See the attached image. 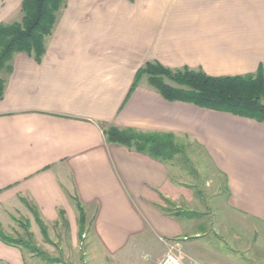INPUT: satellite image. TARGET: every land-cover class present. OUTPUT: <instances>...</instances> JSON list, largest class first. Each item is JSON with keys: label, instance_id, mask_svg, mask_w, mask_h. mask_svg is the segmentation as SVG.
<instances>
[{"label": "crops", "instance_id": "obj_1", "mask_svg": "<svg viewBox=\"0 0 264 264\" xmlns=\"http://www.w3.org/2000/svg\"><path fill=\"white\" fill-rule=\"evenodd\" d=\"M21 3L0 0V23L19 21L10 18ZM149 61L214 76L255 73L264 67V0H67L42 60L16 53L4 74L0 211L31 204L45 221L60 209L71 221L68 193H76L92 215L97 264H158L165 241H179L188 264H228L194 240H234L235 215L242 230L247 216L264 220V123L168 100L146 76L131 91ZM109 124L203 146L223 175L225 193L213 198L219 216L175 215L194 192L167 162L107 142ZM0 264H27L25 253L0 239Z\"/></svg>", "mask_w": 264, "mask_h": 264}, {"label": "trees", "instance_id": "obj_2", "mask_svg": "<svg viewBox=\"0 0 264 264\" xmlns=\"http://www.w3.org/2000/svg\"><path fill=\"white\" fill-rule=\"evenodd\" d=\"M66 4L67 0H22L21 20L0 23V99L4 96L6 86L4 74L11 70L10 61L14 55L23 52L41 61L59 14ZM144 76L151 87L168 100L190 102L264 123L263 66L255 73L214 76L201 68H170L158 61H149L138 69L131 91ZM104 133L109 143L125 145L165 162L185 154L184 144L174 132L109 124L104 127ZM68 194L78 210L80 233L83 234L87 222L84 205L76 193ZM29 207L47 237L46 224L40 212L34 205L29 204ZM59 221L69 223L64 209L59 210ZM0 239L21 250L33 247L24 237H13L1 227Z\"/></svg>", "mask_w": 264, "mask_h": 264}, {"label": "rangeland", "instance_id": "obj_3", "mask_svg": "<svg viewBox=\"0 0 264 264\" xmlns=\"http://www.w3.org/2000/svg\"><path fill=\"white\" fill-rule=\"evenodd\" d=\"M22 15L21 7L15 9L10 21L21 20ZM178 140L184 144L185 154L166 162L171 167L174 177L182 180L188 190L194 192L195 197L192 202L182 203L180 209L176 210L171 207L173 211L176 210L174 214L189 218L191 215H197L196 211H204L202 214L208 218L219 216L221 205L213 198H219L225 193L223 191V175L219 173L205 148L198 142L184 134L178 135ZM30 210L29 212L22 210L14 213L12 211L1 213L0 211L3 216L0 217V227L13 237H24L35 247L34 250L33 247L23 248L27 264H97L96 256H89L92 247L95 246L94 233L90 226V224L92 225V215H87L86 230L83 234L80 233L77 208L71 213V221L67 216L68 224L59 221V218L57 221L42 219L47 228L48 236L46 237ZM9 217H13V221L9 226L3 227L2 224ZM194 219L199 221L203 218L195 216ZM246 220L250 225L249 229L243 228L242 230L240 219L236 215L233 218L234 240H227V242L216 240L212 234L203 239L200 238L201 240H194L195 237L190 239L198 244L199 249L203 248L201 252L205 251V254L209 255L220 254L228 264H264V220L251 216H247ZM158 243H160L158 240L157 242L152 241L151 247H159ZM178 243L180 242L178 241ZM180 245L186 253L181 243ZM201 252L199 251V253Z\"/></svg>", "mask_w": 264, "mask_h": 264}, {"label": "built area", "instance_id": "obj_4", "mask_svg": "<svg viewBox=\"0 0 264 264\" xmlns=\"http://www.w3.org/2000/svg\"><path fill=\"white\" fill-rule=\"evenodd\" d=\"M165 243L167 250L158 264H187L185 261V253L180 243L175 241H165Z\"/></svg>", "mask_w": 264, "mask_h": 264}]
</instances>
